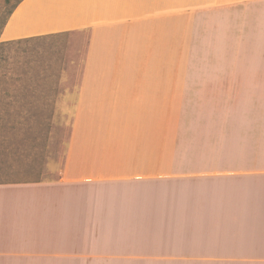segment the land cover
<instances>
[{
  "label": "crops",
  "instance_id": "1",
  "mask_svg": "<svg viewBox=\"0 0 264 264\" xmlns=\"http://www.w3.org/2000/svg\"><path fill=\"white\" fill-rule=\"evenodd\" d=\"M76 31L62 168L0 182V264H264V0H22L0 39Z\"/></svg>",
  "mask_w": 264,
  "mask_h": 264
},
{
  "label": "rangeland",
  "instance_id": "2",
  "mask_svg": "<svg viewBox=\"0 0 264 264\" xmlns=\"http://www.w3.org/2000/svg\"><path fill=\"white\" fill-rule=\"evenodd\" d=\"M21 1L0 0V35ZM88 39L86 31L0 39V182L59 176L74 108L66 92L80 81Z\"/></svg>",
  "mask_w": 264,
  "mask_h": 264
},
{
  "label": "trees",
  "instance_id": "3",
  "mask_svg": "<svg viewBox=\"0 0 264 264\" xmlns=\"http://www.w3.org/2000/svg\"><path fill=\"white\" fill-rule=\"evenodd\" d=\"M19 40H21V39H19ZM13 41H15V40H13ZM7 42H12V41H7Z\"/></svg>",
  "mask_w": 264,
  "mask_h": 264
}]
</instances>
